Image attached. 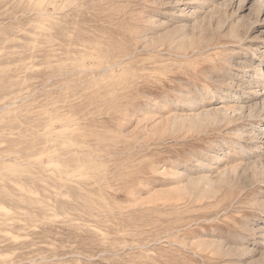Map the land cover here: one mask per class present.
I'll return each mask as SVG.
<instances>
[{"label": "rangeland", "instance_id": "374dc122", "mask_svg": "<svg viewBox=\"0 0 264 264\" xmlns=\"http://www.w3.org/2000/svg\"><path fill=\"white\" fill-rule=\"evenodd\" d=\"M0 264H264V0H0Z\"/></svg>", "mask_w": 264, "mask_h": 264}]
</instances>
